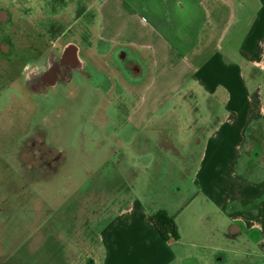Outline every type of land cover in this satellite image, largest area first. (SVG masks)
I'll use <instances>...</instances> for the list:
<instances>
[{
	"label": "crops",
	"instance_id": "0c3cea01",
	"mask_svg": "<svg viewBox=\"0 0 264 264\" xmlns=\"http://www.w3.org/2000/svg\"><path fill=\"white\" fill-rule=\"evenodd\" d=\"M17 2L0 0V24ZM196 3L204 21L194 41L176 34L171 12L165 19L146 12L148 20L108 0L96 41L111 52L95 43L94 56L86 55L91 63L106 60L121 86V92L106 87L117 101L95 120L103 139L120 153L137 154L145 167L168 170L161 179L154 171L143 194L127 196L101 230V264H222L227 248L264 264V0ZM115 52L126 62L121 73L106 58ZM184 137L195 141L199 158L191 177L180 180L187 185L181 190L173 180V153ZM186 194V207L198 198L204 210L188 220L186 237L177 226L178 239L164 241L151 217L164 212L173 219ZM200 248L208 253L198 254Z\"/></svg>",
	"mask_w": 264,
	"mask_h": 264
},
{
	"label": "rangeland",
	"instance_id": "374dc122",
	"mask_svg": "<svg viewBox=\"0 0 264 264\" xmlns=\"http://www.w3.org/2000/svg\"><path fill=\"white\" fill-rule=\"evenodd\" d=\"M107 1L18 0L2 17L0 264H101V230L124 207L127 196L143 194L154 171L159 179L168 172L165 164L145 167L137 154L120 153L121 148L103 139L101 124L95 121L106 104L117 101L106 95V87L114 84L121 92L106 60L91 63L86 58L94 56L95 43L98 51L111 52L110 45L96 41ZM119 1L129 13L148 20L146 12L152 13L151 19H165L171 12L176 34L194 41L204 21L195 0ZM70 45L81 50L78 57L85 67L73 72L69 81L32 92L30 73L42 71L48 58H59ZM106 58L120 73L124 70L126 62L117 59L116 52ZM184 138L187 143L173 153V180H179L181 190L187 185L180 180L191 177L199 158L195 141L190 145L192 137ZM130 183L134 188L126 190ZM188 200L186 194L173 218L183 237L188 220L204 210L198 198L186 207ZM242 240L244 249V236ZM241 253L227 248L220 253L222 264H250L251 258Z\"/></svg>",
	"mask_w": 264,
	"mask_h": 264
},
{
	"label": "flooded vegetation",
	"instance_id": "af4514ba",
	"mask_svg": "<svg viewBox=\"0 0 264 264\" xmlns=\"http://www.w3.org/2000/svg\"><path fill=\"white\" fill-rule=\"evenodd\" d=\"M45 62L42 71H32L33 73L28 76L32 92L40 93L46 88L52 87L50 85L52 82L54 86L69 81L73 72L80 71L85 67L84 64L77 61L72 50L63 52L59 58L51 56Z\"/></svg>",
	"mask_w": 264,
	"mask_h": 264
},
{
	"label": "trees",
	"instance_id": "16d2710c",
	"mask_svg": "<svg viewBox=\"0 0 264 264\" xmlns=\"http://www.w3.org/2000/svg\"><path fill=\"white\" fill-rule=\"evenodd\" d=\"M152 224L157 234L164 241H176L178 239L177 228L172 218L164 212H158L151 217Z\"/></svg>",
	"mask_w": 264,
	"mask_h": 264
},
{
	"label": "water",
	"instance_id": "95a60500",
	"mask_svg": "<svg viewBox=\"0 0 264 264\" xmlns=\"http://www.w3.org/2000/svg\"><path fill=\"white\" fill-rule=\"evenodd\" d=\"M69 50L74 51V53H75V58H76L77 61L79 62L78 58L76 57V56H77V55H76V53H77V49H76L73 45H70V46H67V47L64 49V52L69 51Z\"/></svg>",
	"mask_w": 264,
	"mask_h": 264
}]
</instances>
